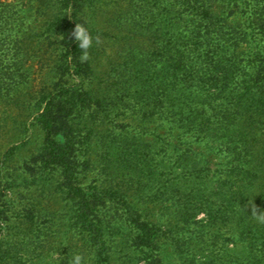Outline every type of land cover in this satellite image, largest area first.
<instances>
[{"label": "rangeland", "instance_id": "1", "mask_svg": "<svg viewBox=\"0 0 264 264\" xmlns=\"http://www.w3.org/2000/svg\"><path fill=\"white\" fill-rule=\"evenodd\" d=\"M129 1L95 0L90 8L88 19L99 52L90 79L74 71L64 78L60 71L45 76L40 73L37 58L30 71L31 84L38 86L45 79L51 85L62 84L64 79V87L86 83L91 84L90 89L110 88L115 84L113 76L129 61L135 63L134 72L140 73L143 67L137 63L160 50L163 42L153 40L147 30L125 29L131 26L122 14ZM48 3L49 0H0V26L13 22V33L22 38L24 31L33 34L45 29L51 16ZM28 87H20L23 95L29 94ZM31 103L28 100L23 105H0L1 110H6L2 115L6 120L0 128V243L11 252L3 262L73 264L79 255L81 264H96L95 252L87 246L89 232L107 239L111 264H152L153 259L159 264H203L217 249L216 235L221 237L222 246L227 244L237 254L244 250V240L237 231L239 214L230 206L231 201L225 200L246 185L242 181L244 173L232 170L224 153L209 148L210 136L195 128L185 135L172 123L173 116L168 112L179 105H164L167 113L147 120L138 114L137 105L122 101L92 105L96 108L90 124L94 128L89 137L93 142L81 139L76 152L81 169L79 185L95 191L97 209L92 208V213L100 225L96 231H81L70 225L74 202L60 188L61 171L42 174L45 134L35 125L39 105ZM104 123L109 127L108 139L102 137ZM254 163L250 158L245 162L251 175L263 176L264 165H259L258 171ZM14 173L24 174L27 182H10ZM259 195L252 194V207ZM35 204L36 211L30 213L36 217L30 220L32 214H26V209ZM28 220L35 222L29 230L22 224ZM148 235H154L152 247L144 244L143 237ZM37 236L50 240L49 247L33 243Z\"/></svg>", "mask_w": 264, "mask_h": 264}, {"label": "trees", "instance_id": "2", "mask_svg": "<svg viewBox=\"0 0 264 264\" xmlns=\"http://www.w3.org/2000/svg\"><path fill=\"white\" fill-rule=\"evenodd\" d=\"M94 1L49 0L47 27L33 34L24 31V38L13 33V22L0 26V105H23L28 100L31 105H39L34 118L45 134L42 174L61 171L60 188L74 202L71 227L96 231L100 225L92 213V208L97 209L95 191L79 185L81 169L76 152L81 139L93 142L89 138L94 129L90 124L96 108L92 105H115L120 101L137 105L135 109L146 120L167 113L164 105H179L168 112L173 116L172 123L185 135L195 128L210 136L209 148L224 153L231 169L241 170L242 181H246L245 186L225 198L239 214L237 231L244 240V250L237 254L227 244L222 246L221 237L215 234L219 244L203 264H264V175H251L245 165L249 158L258 171L257 167L264 165V0H130L127 11L122 12L128 18L127 25L131 24L125 29L147 30L153 40L163 42L160 50L137 63L143 72L135 73V63L129 61L113 76L115 84L110 88L90 89L91 84L86 83L64 87V79L55 85L45 79L34 87L29 77L37 58L40 73L45 76L60 71L64 78L74 71L90 79L99 53L88 19ZM77 26L85 28L92 38L87 49L81 48L76 38ZM85 52L86 60L82 59ZM20 87H28L29 99ZM115 87L118 89L111 91ZM124 96L129 98L122 99ZM4 113L6 110L0 109V128L6 120ZM108 129L104 128L103 139H108ZM261 171L264 173V169ZM10 182L21 185L27 180L24 174L14 173ZM256 192L260 197L252 207V194ZM36 209L37 204L26 209V214H32L30 220L36 217L30 211ZM31 222L22 224L29 230L35 224ZM88 234L87 246L95 252L94 262L111 264L107 239L99 233ZM40 237L33 243L49 247L50 240ZM143 238L145 245L153 246L154 235ZM205 239L206 234L201 243ZM9 253L0 243V264H11L10 260L3 262ZM153 260L152 264H159Z\"/></svg>", "mask_w": 264, "mask_h": 264}, {"label": "clouds", "instance_id": "3", "mask_svg": "<svg viewBox=\"0 0 264 264\" xmlns=\"http://www.w3.org/2000/svg\"><path fill=\"white\" fill-rule=\"evenodd\" d=\"M76 38L78 41H80V47L83 49L89 48L92 43V38L90 37L86 29L83 28L82 26H77ZM82 59L84 60L88 59L87 52L84 53V55L82 56ZM81 259H82L81 256L79 255L75 256L73 264H81Z\"/></svg>", "mask_w": 264, "mask_h": 264}]
</instances>
